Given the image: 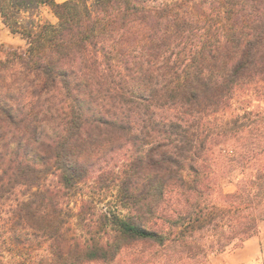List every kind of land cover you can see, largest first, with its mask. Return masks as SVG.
I'll return each mask as SVG.
<instances>
[{
	"label": "trees",
	"instance_id": "1",
	"mask_svg": "<svg viewBox=\"0 0 264 264\" xmlns=\"http://www.w3.org/2000/svg\"><path fill=\"white\" fill-rule=\"evenodd\" d=\"M110 3L0 0L1 22L22 40L0 45V65L23 69L29 83L42 81L29 100L31 111L41 114L37 122L90 125L103 134L107 151L103 171L75 180L27 130L29 142L15 140L11 154L0 153V264H204L209 253L258 233L264 218V21L252 24L251 0H173V7L152 9L157 27L171 17L163 34L147 35L149 0H125L126 15L141 14L140 23L128 28L122 18L119 38L101 42L97 37L111 25L94 15ZM42 5L55 23L41 18ZM85 19L88 35L79 39ZM72 25L77 34L66 35ZM72 48L77 59L83 52L109 69L111 86L104 91L125 107L105 112L127 127L92 120L67 89L61 94L62 77L54 83L47 77L45 61ZM125 57L141 68L163 67L164 87L171 88L159 104L164 111L147 123L128 106L145 98L125 97L111 79ZM0 110V128L5 121L15 126L9 107ZM182 150L190 154L187 163L174 158ZM219 178L234 181V190L219 192ZM145 199L152 210L138 214L136 205Z\"/></svg>",
	"mask_w": 264,
	"mask_h": 264
},
{
	"label": "clouds",
	"instance_id": "2",
	"mask_svg": "<svg viewBox=\"0 0 264 264\" xmlns=\"http://www.w3.org/2000/svg\"><path fill=\"white\" fill-rule=\"evenodd\" d=\"M49 2L51 3V0ZM134 2L135 0H131V3ZM251 3L255 8L251 22L253 25L259 24L264 21V0H251ZM165 4L169 7L174 6L173 0H159L155 6L149 0L144 8L143 14L147 17L144 24L149 25V27H145L146 35L149 32L163 34V25L169 23L171 17H165L157 27L156 17L152 9L154 7L157 9L163 8ZM53 7H55L54 4ZM106 7V12L97 11L94 15V18H102V22H108L111 25L108 27L103 39L97 37L101 42L107 39L111 43L110 37L119 38L120 33L124 31L120 27L122 18H127L128 24L126 27L128 28H131L133 24L140 23L136 17L141 14L127 13L126 15L125 0H111V3L107 4ZM177 11L180 10L177 9ZM250 11L252 10L250 9ZM90 23V20L85 19L83 28L78 33L79 39H82L84 35H88L87 25ZM74 34H77V28L72 25V30L66 35ZM128 34L131 35V33ZM92 59H95V57L89 58L83 52L79 54L77 59L74 48L71 51L65 49L60 54L53 53L50 63L45 61L44 71L53 83L56 77L63 78V87L60 89L61 94L64 89H67L78 100L81 110L90 114L92 120H100L115 127H127L126 122L118 121L115 115L106 114L105 107L112 109V112L119 113L124 110L125 105L115 95L112 96V101L108 100L107 97L112 94L105 93L104 90L111 86L110 80L106 79L110 74L109 69L103 67V62L100 66L93 65ZM140 59L143 60L144 57H140ZM25 60H27V57H25ZM113 67L116 74L111 76V79L119 82V87L124 89L125 97L130 98L129 93H131L145 98L143 103L136 101L128 105L135 108L143 116L142 123H147L148 116L153 112L160 113L164 111L159 107V104L167 99L165 93L171 91V88L166 89L164 87L166 81L161 76V73L164 72L163 67L160 68L159 72L150 70L151 66H148L147 69L141 68L135 62L129 61L127 57L124 58V66L118 64ZM73 68H75V71H71ZM31 80L32 77L23 69L12 68L9 72L4 65H0V109L8 106L10 114L14 115L16 120L15 126L5 121V126L0 128V133L4 134L0 136V153L11 154V149L15 147V140L29 142L30 137L25 131L27 130L46 145L49 155L53 157L57 166L64 168L69 178L73 180L82 179L90 173L103 171L102 162L107 156L103 134L93 131L90 125L69 124L67 120L46 121L41 118L37 122L35 117L41 114L38 110L36 112L31 111L32 104H29V100H33L31 89L38 88L42 81L37 80L34 83H29ZM89 82L92 85L91 87L88 86ZM217 82H222L219 75H217ZM0 116H3L2 110H0ZM155 118L159 119L160 117L157 115ZM37 123H39V127H36ZM182 151L183 155L176 153L174 158L180 163H187L185 157L190 156V154L186 150ZM154 158L159 159V157ZM152 207L150 200H142L136 205L137 213L139 214L145 210L151 211ZM129 211L131 212V209Z\"/></svg>",
	"mask_w": 264,
	"mask_h": 264
},
{
	"label": "rangeland",
	"instance_id": "3",
	"mask_svg": "<svg viewBox=\"0 0 264 264\" xmlns=\"http://www.w3.org/2000/svg\"><path fill=\"white\" fill-rule=\"evenodd\" d=\"M63 2L66 0H55ZM40 15L44 21L55 23L57 18L48 5H42ZM19 36L12 34L0 20V45L21 44ZM54 180V178H51ZM219 192L233 191L234 181L228 178H219L216 181ZM204 264H264V218L259 223L258 233L251 236L244 242L231 246L221 252H211L207 255Z\"/></svg>",
	"mask_w": 264,
	"mask_h": 264
}]
</instances>
